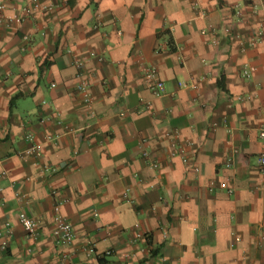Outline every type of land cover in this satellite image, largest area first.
<instances>
[{
  "label": "crops",
  "instance_id": "0c3cea01",
  "mask_svg": "<svg viewBox=\"0 0 264 264\" xmlns=\"http://www.w3.org/2000/svg\"><path fill=\"white\" fill-rule=\"evenodd\" d=\"M39 2L51 8L0 26V264H264V21L251 11L264 0ZM227 23L242 38L261 29L259 43L241 51ZM30 143L40 150L25 155ZM54 200L70 244L52 235Z\"/></svg>",
  "mask_w": 264,
  "mask_h": 264
},
{
  "label": "built area",
  "instance_id": "2783aa9c",
  "mask_svg": "<svg viewBox=\"0 0 264 264\" xmlns=\"http://www.w3.org/2000/svg\"><path fill=\"white\" fill-rule=\"evenodd\" d=\"M6 1L8 0H0V26L3 25L4 23H8L9 21H20V18L23 13L32 14V13H36V11L40 12V11H44V10L51 8V4L48 2L41 4L39 0H29V3L31 4L32 7H28L26 3L25 6L20 8V10H18L16 14H13L12 16H7L4 12L6 8ZM251 11L253 14H257L258 12L262 11L263 15H262L261 21L262 20L264 21V7H260L254 4L251 6ZM222 32L227 35H231L236 41H238V47L241 51H244L248 47L256 46L259 43L260 41L259 38L262 35V30L258 29V30L251 32V34L248 37L242 38L239 34H237L234 31V28L231 23H227L222 28ZM155 72L156 70L153 66H148L144 68L143 74H144L146 81L149 83L150 88L152 89L153 93L156 95H160L162 94L164 90V86L160 80L156 79ZM249 74H250V69L244 68L242 70V75H244L245 77H247ZM179 85L185 86V87L187 86L195 87L194 83L182 82V83H179ZM77 90L81 93L82 99L84 100V102L90 101V97H89L88 90H87V85L85 82H81L80 85L77 86ZM258 134L260 137L264 136V127L259 128ZM25 137L26 139L30 141L33 140V136L31 133H27ZM186 143L187 145L192 144L191 141L189 140ZM39 150H40V146L37 143H30V145L27 148H25L23 152L25 155H33V154L38 153ZM232 152L234 153V151ZM169 153L171 156H179L181 161L185 165L189 166L192 169V171H194L195 173L198 172V166L194 163L193 158L184 154V151L181 150V147L177 145L176 142L172 139H170V152ZM146 154L147 153L145 151L142 152L143 157L146 156ZM230 162L231 160L228 159L226 161V166L230 165L231 164ZM256 164H257L259 173L261 174L263 182H264V147L262 148L260 153L257 155ZM151 165L155 166V163ZM3 173L4 171H1L0 176H2ZM214 185H215L214 182L211 181L208 186L209 189H212ZM219 187L224 189L227 193H231L233 191V188L229 186L226 181L219 182ZM55 192L56 191L53 190L54 194ZM15 195L17 198H21L18 193H16ZM61 203H62L61 200H54L53 205H52V211H53L52 235L56 239V241H58L59 243L70 244L74 240V233H73L70 223L60 213ZM17 219L25 232V236L27 240L29 242L36 241L38 234H39L38 221L35 218L27 216L23 211H19L17 213ZM5 231L6 232L4 235H1L0 233V249H5L8 247V242H9L8 237L11 233V230L7 229ZM141 236H142V233L140 232L136 233L137 238ZM31 249H32V246L28 245L27 251H31ZM82 250L85 251V253L87 254L95 253L93 244H91L90 242L84 245L82 247ZM110 253H111V250L105 251V254H110ZM39 264H49V262L47 260H42L40 261Z\"/></svg>",
  "mask_w": 264,
  "mask_h": 264
}]
</instances>
